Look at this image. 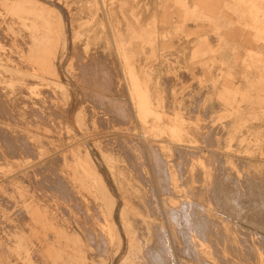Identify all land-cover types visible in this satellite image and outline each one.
I'll use <instances>...</instances> for the list:
<instances>
[{"label":"rangeland","instance_id":"374dc122","mask_svg":"<svg viewBox=\"0 0 264 264\" xmlns=\"http://www.w3.org/2000/svg\"><path fill=\"white\" fill-rule=\"evenodd\" d=\"M254 6L259 22L246 28L241 0H16V9L0 0L1 134L19 148L3 155L16 147L0 140V199L28 202L16 204L14 223L1 222L0 257L7 223L31 264L59 263L68 246L81 245L77 212L47 188L57 177L75 198L87 195L99 231H108L117 205L152 216L149 203L159 210L170 257L182 264L195 262L186 248L197 235L183 216L185 200L197 189L209 202L222 197L224 209L211 205V225L224 236L206 244L210 261L217 263L218 247H236L223 253L226 264H264V0ZM201 46L208 57L188 60ZM84 62L101 75L89 81L79 70ZM146 96L154 114L144 120L138 103Z\"/></svg>","mask_w":264,"mask_h":264},{"label":"bare ground","instance_id":"6f19581e","mask_svg":"<svg viewBox=\"0 0 264 264\" xmlns=\"http://www.w3.org/2000/svg\"><path fill=\"white\" fill-rule=\"evenodd\" d=\"M241 1H242V12H243L242 18L245 21L244 26L246 28L254 27L255 24H257V22H259L258 15L254 11L255 0H251V1L250 0H247V1L241 0ZM15 5H16V0L15 1L12 0V6L14 7V9H16ZM51 6L57 7L56 3L54 1H51ZM231 23H233V21ZM260 23L262 25H264L261 21H260ZM211 38L214 39L216 37L210 36L208 39L211 40ZM197 41L199 43H204L206 40L202 37H198ZM208 50H209V48H205L202 46L195 48L188 55V60L193 61V60L198 59V58L208 57V55H209ZM80 61H81V58H80ZM192 63H190V65H191L190 69H191V67L196 66L195 64H192ZM92 67H93V65L88 64L86 62L80 63V67H79V70L83 71V74H82L83 76H84V74H89L92 76V77L90 76L89 81L93 80L94 76L95 77L97 76V75L93 74V72H96L97 74L99 73V75H101V73H100L101 71L97 70V68L93 69ZM196 68L198 69L199 72H201V71L205 72V70H206V68H201L198 66ZM104 76L105 75H103V77ZM33 77L37 78V76H35V74L33 75ZM84 78H83V80H84ZM112 80L113 79H111V81ZM114 80H115V78H114ZM136 80H137V78H136ZM96 81L97 80H95L93 82H96ZM98 81L96 82L97 84H98ZM101 81H103V80H101ZM100 82H99V84H100ZM84 83H86V80ZM116 83H118V81H116ZM116 83H114V84H116ZM92 84H94V83H92ZM138 85H139V83H138ZM95 86H96V84H95ZM99 87H97V88H99ZM104 87L106 88L107 86L104 85ZM97 88H96V91L97 90L101 91ZM113 90H114V88H113ZM113 90H112V92H113ZM135 90L138 91L137 89H135ZM152 90L155 93L154 98H156V100H157L156 104L158 106H163L165 99H164L163 95L161 94L162 91H160L159 87H156V86ZM202 91L203 92L207 91V88H204V89L202 88ZM108 92L110 93L111 90H108ZM119 92H120V89H119ZM195 93H197V92H195ZM101 95H104V94H101ZM93 97L96 98V96H93ZM97 97H98V95H97ZM146 97H147L146 102L140 100V103H138L139 108H140V113H141L144 120H146L150 114H154L153 111L151 110V98H152V96H149V97L146 96ZM98 98L100 100H101V98L105 99V97L100 98V96ZM98 98H96V99L98 100ZM106 99H105L107 101L106 103L109 105L112 102V100L109 101L110 103H108V98H106ZM113 99H115V98H113ZM103 102L104 101L102 99L101 103L106 105ZM126 103L128 104V101ZM96 104L97 103H95V105ZM114 106H116V105H114ZM95 107H97V106H95ZM108 107L110 108V106H108ZM121 109H123V108H121ZM97 111H98V109H97ZM0 116H1V87H0ZM162 119H163L162 117H160L159 115L158 116L156 115V118L153 119V121H155V123L159 125V123L161 122ZM176 120H177V117L175 118L174 121H176ZM175 127L176 126H174V128ZM162 130L163 129L161 127H158L157 132H155L156 136H158L159 135L158 133H160ZM19 133H21V132H19ZM1 138H3L6 141V144H8V145L13 144L15 146L14 141L13 142L9 141L11 139H9L8 136L1 134V126H0V140H1ZM163 149L166 151L168 149V147L163 146ZM18 151H19V148L16 147V150L13 152L6 150V154L4 152H1V154H3V155H10V154L15 155L18 153ZM27 151H28V149L25 150V152H27ZM58 155H59V153H58ZM163 157L164 156L159 157L157 155L155 158L159 166H165L166 165ZM169 170L172 171L171 167H169V169L168 168L163 169L162 172L165 175L168 173ZM171 177L173 178V181L175 183L178 182L175 178L176 177L175 174L169 173L168 178H171ZM198 177H199V175H198ZM7 180L8 179H6L5 181H7ZM11 182L12 181H8L4 184H10ZM43 185H44V183H43ZM4 186L5 185H3L2 187H4ZM47 188L49 190H53L54 191L53 194H57L58 196L63 197L64 199L67 200V202H69L70 214L72 212L76 211L78 216H79L78 217L79 218L78 227H79L80 231L77 232L76 230H74V233L78 236V241L81 245L79 247L68 246V251L70 253L64 255L65 259L63 258L64 259L63 261H62V258L59 257L61 262L56 263V264H178L179 263L178 259L176 261H173V259L170 257L171 249L169 247L168 240L166 237L167 234H166V231L164 228V224L162 221L158 220V218H157L159 215V210H158V213L156 214L155 210L150 208L149 203H146V204H148L147 210L150 209V211H152V213H153L152 216H147V215L141 213V211L137 208L138 206H136V205H134L133 207H129L127 204H124L123 207L122 206L120 207L117 205L115 208L112 209V213H110L108 215V219L110 221V225H106L108 227V231H106L105 229H104V231H99L96 229L94 222L92 223L93 220H91V218L88 214V212L90 210L95 209V207L90 206L88 204L87 195L85 193H82L81 197L75 198V195H74L73 191L71 190L70 185L68 183L64 182L63 180H61L60 178H57V177H54L52 179L50 185H48ZM0 190H1V188H0ZM218 195L220 197V195H222V192L218 191ZM242 200H243V198H241V197L236 198V201L238 204L242 203ZM185 201L186 202L184 204H186L187 207L183 208V210L185 212V213H183V216H184L189 228L196 229V230H194V234H197L196 238H198L197 241H196V238H194L195 241H194V239H191V241H192L191 247L186 248V251L191 252L192 256L195 258V262L191 263V264H222V263L226 264V262H225L226 260L223 257V253H225V251H231L234 253H239L240 252L239 248L231 247V248L227 249L225 247H223V248L218 247L216 250H218L217 253L219 254V258L217 259L218 261L216 263V262L210 261L209 256L207 254L208 252H207V245H206L208 243H213V241H215V240L217 242H219V240H222V238L224 236L222 231L215 228V225H211L212 215H213V211H214L212 209L211 205L212 206L218 205V206H220L221 209H224V207H226V203H227L226 199H223L222 197H220V200H218L217 197H213L210 199V202H209V199L206 198V196H204L203 192L201 190L197 189L196 199H192V200L186 199ZM176 202H178V200H176V199L164 200V203H168V204H174ZM17 203H19L20 205L22 204L24 206L28 202H26L24 200H19L16 202V201H13L12 199H8V198H3L2 202H1V199H0V224H1V222L6 223L9 220H10L9 221L10 223L11 222L14 223L16 221L15 218L17 215L15 216V218L10 219V213L14 214L15 212L19 211V210H17L18 208L16 207V206H18V205H16ZM31 203H34V202H31ZM44 204L46 205V203H44ZM261 204L264 205V199L261 200ZM209 205H210V207H209ZM32 208H34V207H32ZM147 210H146V212H147ZM170 210L174 211L173 208H171ZM7 212L9 213L8 214L9 218L4 217V215ZM144 212H145V209H144ZM164 212H165V210H164ZM172 217H173V219H175L174 215ZM225 217L226 216H224V218ZM259 218H261V217H259ZM192 220H194V221L192 222ZM11 224L7 223L5 226L6 231L4 232V235L6 237H4L3 241L5 243H7V245L5 244L6 245L5 250L7 249V254L6 253L1 254L0 264H14V259H15V261L17 259L23 260L22 264H31V262L29 260L28 250L24 249L25 254L22 253V250H21L22 239H21V237L18 236V234H16L15 231H13V232L10 231L12 229L15 230V228H16V226H13L11 228ZM70 230H73V227L69 226L68 231H70ZM0 234L2 235V233H0ZM68 234L70 235L69 232H68ZM115 245H117L118 247L116 248V250L113 251V248H114L113 246H115ZM33 250H34V248H33ZM9 253H11V255H9ZM179 264H182V263H179ZM228 264H231V263L228 261Z\"/></svg>","mask_w":264,"mask_h":264}]
</instances>
